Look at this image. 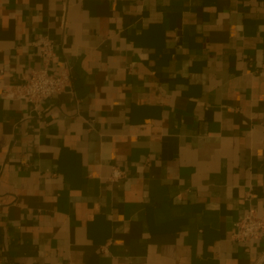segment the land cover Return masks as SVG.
<instances>
[{
	"label": "crops",
	"instance_id": "0c3cea01",
	"mask_svg": "<svg viewBox=\"0 0 264 264\" xmlns=\"http://www.w3.org/2000/svg\"><path fill=\"white\" fill-rule=\"evenodd\" d=\"M44 37L70 86L5 98ZM248 210L264 0H0V264H264Z\"/></svg>",
	"mask_w": 264,
	"mask_h": 264
},
{
	"label": "built area",
	"instance_id": "2783aa9c",
	"mask_svg": "<svg viewBox=\"0 0 264 264\" xmlns=\"http://www.w3.org/2000/svg\"><path fill=\"white\" fill-rule=\"evenodd\" d=\"M44 58V66L35 68L30 74H23L19 82L5 86L2 95L10 99H22L37 106L44 99L64 92L71 84V73L68 68L60 72H51L49 67L54 53V40L44 37L38 41ZM115 171L114 177L120 175ZM234 237L240 241H254L264 237V216L248 210L239 222Z\"/></svg>",
	"mask_w": 264,
	"mask_h": 264
}]
</instances>
